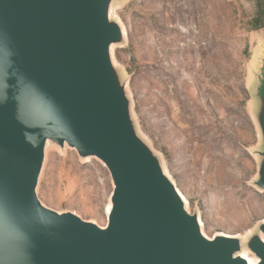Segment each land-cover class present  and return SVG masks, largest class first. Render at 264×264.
I'll list each match as a JSON object with an SVG mask.
<instances>
[{"label":"rangeland","instance_id":"rangeland-1","mask_svg":"<svg viewBox=\"0 0 264 264\" xmlns=\"http://www.w3.org/2000/svg\"><path fill=\"white\" fill-rule=\"evenodd\" d=\"M104 11L115 31L108 77L130 138L207 238L227 237L234 258L259 260L264 0H105ZM113 192L102 158L46 138L34 188L41 207L105 230Z\"/></svg>","mask_w":264,"mask_h":264},{"label":"water","instance_id":"water-1","mask_svg":"<svg viewBox=\"0 0 264 264\" xmlns=\"http://www.w3.org/2000/svg\"><path fill=\"white\" fill-rule=\"evenodd\" d=\"M104 6L0 0V264H245L230 239L200 236L130 138L107 72L115 31ZM47 137L107 163L114 192L105 230L38 203ZM253 250L264 264V244Z\"/></svg>","mask_w":264,"mask_h":264},{"label":"bare ground","instance_id":"bare-ground-1","mask_svg":"<svg viewBox=\"0 0 264 264\" xmlns=\"http://www.w3.org/2000/svg\"><path fill=\"white\" fill-rule=\"evenodd\" d=\"M176 194L178 195V197H179V201H180V203H181V206H182L183 210L185 211L186 208H185V206H184L185 201H184L183 197L181 196V194H180L179 192H176ZM110 216H111V213H110ZM198 224L200 225V221L198 222ZM198 230H199V234H200V236H201L202 238H204L205 240L210 241V242L212 241L211 239L207 238V237L202 233V231H200V229H198ZM225 238H227V237H225ZM232 257H233V259H235V258H234V255H232ZM237 260H241V261H243L245 264H259V262H260L258 259L251 258V257H249V256H248L247 254H245V253H241Z\"/></svg>","mask_w":264,"mask_h":264},{"label":"trees","instance_id":"trees-1","mask_svg":"<svg viewBox=\"0 0 264 264\" xmlns=\"http://www.w3.org/2000/svg\"><path fill=\"white\" fill-rule=\"evenodd\" d=\"M260 19H261V15H260V13H258V14L256 15V19H255V21H256V22H259ZM258 27H263V25H260V26H258Z\"/></svg>","mask_w":264,"mask_h":264}]
</instances>
